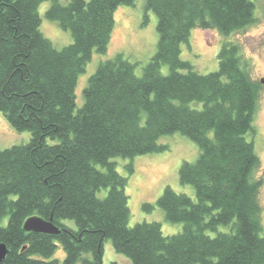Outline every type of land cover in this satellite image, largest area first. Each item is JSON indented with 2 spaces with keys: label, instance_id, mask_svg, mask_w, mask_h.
I'll return each mask as SVG.
<instances>
[{
  "label": "trees",
  "instance_id": "1",
  "mask_svg": "<svg viewBox=\"0 0 264 264\" xmlns=\"http://www.w3.org/2000/svg\"><path fill=\"white\" fill-rule=\"evenodd\" d=\"M45 1L0 0V111L31 133L26 143L0 145V243L8 248L0 264H102L107 239L132 264H264L263 180L249 138L262 84L238 41L222 44L219 68L207 74L181 58L194 28L229 35L255 23V2L146 0L159 41L143 74L117 53L90 76L78 106L79 77L94 49L108 51L115 10L136 0H50L46 17L73 36L62 49L41 30ZM175 132L200 149L179 171L195 196L167 186L157 204L183 228L165 235L159 221L130 226L128 177L113 158L167 150L159 139ZM32 216L52 219L61 231H27ZM59 244L62 260L53 258Z\"/></svg>",
  "mask_w": 264,
  "mask_h": 264
},
{
  "label": "rangeland",
  "instance_id": "2",
  "mask_svg": "<svg viewBox=\"0 0 264 264\" xmlns=\"http://www.w3.org/2000/svg\"><path fill=\"white\" fill-rule=\"evenodd\" d=\"M67 3V0H60ZM255 2V16L257 21L246 29L224 35L217 29L194 28L191 31L188 42L181 46V58L187 60L193 69L199 73L207 74L218 70V53L222 44L229 41H238L242 46L244 56L250 61V74L252 79L260 81L264 77V0H253ZM146 0H136L135 5H121L115 10V28L106 53L93 51L92 59L86 66V71L79 77L76 94L78 106L83 104V89L87 85L90 76L96 72L99 64L113 58L117 53H123L131 62L136 63V74H143V67L155 54L159 41L157 29L158 17L152 10L146 11ZM51 1L40 4L39 12L42 17V32L51 39L57 49L73 42L70 30L60 26L58 21L46 17L45 12L50 7ZM147 14V15H146ZM147 17V18H146ZM170 68L163 65L162 72L168 74ZM261 83V82H260ZM262 84V83H261ZM203 103L191 102V107L202 108ZM255 135H249L254 139L255 149L260 159L256 177L263 180L260 191V203L263 207L264 223V84L259 92L258 106L254 115ZM31 133L28 130L19 131L7 120L0 111V145L1 148L12 147L16 144L26 143L30 140ZM159 143L168 144L169 148L161 152H152L137 155L133 158L117 156L118 171L128 177L126 192L129 195V206L131 209L130 226L142 221H159L165 235L178 233L182 230V223L169 222L165 218L163 209L157 204L158 198L167 186L177 192H185L195 196L192 185L182 184L179 171L184 161L195 162L200 149L196 142L189 137L175 132L163 135ZM132 164L134 171L130 173L128 166ZM144 203L153 205L146 210ZM6 215L2 224L8 222ZM63 222L75 227L71 219ZM91 256L90 253H87ZM65 256L61 244L53 258L62 260ZM103 264H132L124 254L118 253L110 239L104 241ZM201 264V263H195Z\"/></svg>",
  "mask_w": 264,
  "mask_h": 264
},
{
  "label": "water",
  "instance_id": "3",
  "mask_svg": "<svg viewBox=\"0 0 264 264\" xmlns=\"http://www.w3.org/2000/svg\"><path fill=\"white\" fill-rule=\"evenodd\" d=\"M260 82L264 84V77L260 80ZM24 228L27 231L44 232L49 234H58L61 231L52 219L47 220L40 216L29 217L24 223ZM7 253V246L4 243H0V261L5 258Z\"/></svg>",
  "mask_w": 264,
  "mask_h": 264
}]
</instances>
